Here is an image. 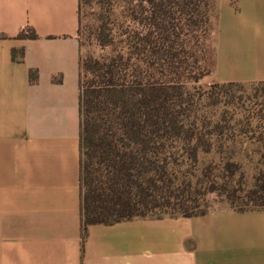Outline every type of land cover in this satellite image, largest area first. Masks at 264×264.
<instances>
[{
    "label": "trees",
    "instance_id": "trees-1",
    "mask_svg": "<svg viewBox=\"0 0 264 264\" xmlns=\"http://www.w3.org/2000/svg\"><path fill=\"white\" fill-rule=\"evenodd\" d=\"M214 1L78 0L83 240L92 224L203 216L213 202L264 210V152L249 183L229 146L237 123L264 121V82L256 83L263 113L239 121L226 106L242 83L198 86L213 71ZM17 36L37 38L31 27ZM37 80L30 69L29 82ZM253 138L264 143V129ZM209 154L218 160L201 166Z\"/></svg>",
    "mask_w": 264,
    "mask_h": 264
},
{
    "label": "crops",
    "instance_id": "crops-1",
    "mask_svg": "<svg viewBox=\"0 0 264 264\" xmlns=\"http://www.w3.org/2000/svg\"><path fill=\"white\" fill-rule=\"evenodd\" d=\"M214 3L201 82H264V0ZM77 12L0 0V264H264V210L92 224L82 239ZM25 27L37 38H18Z\"/></svg>",
    "mask_w": 264,
    "mask_h": 264
},
{
    "label": "rangeland",
    "instance_id": "rangeland-1",
    "mask_svg": "<svg viewBox=\"0 0 264 264\" xmlns=\"http://www.w3.org/2000/svg\"><path fill=\"white\" fill-rule=\"evenodd\" d=\"M86 49V47H84ZM83 48V51H84ZM211 84L199 82L198 86L202 89H208ZM230 93L234 96V103L226 106L229 113L234 114V119L237 121L245 119L248 115L260 114L258 112L261 105L260 86L256 83H246L230 88ZM204 106V105H203ZM224 106H218L211 109V113L218 115L224 110ZM206 109V108H204ZM259 117V116H258ZM254 118L252 126L248 127L246 124H238L234 126L233 132L238 136V140L229 144L230 148L235 150L234 159L239 161L243 170L246 172L247 180L250 183L253 173L261 166V155L264 152V143L257 140L249 139L253 131L257 134L259 130L264 129V121L260 118ZM241 122V121H240ZM212 160L217 161L215 155H201L200 165L204 166ZM229 206L224 202H213L212 211L229 210Z\"/></svg>",
    "mask_w": 264,
    "mask_h": 264
}]
</instances>
